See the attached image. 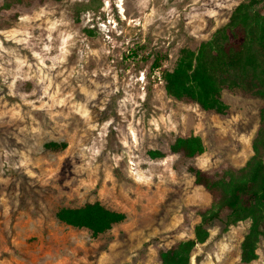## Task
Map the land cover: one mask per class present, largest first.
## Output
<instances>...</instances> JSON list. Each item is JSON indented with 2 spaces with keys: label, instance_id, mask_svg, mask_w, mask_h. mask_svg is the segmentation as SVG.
<instances>
[{
  "label": "rangeland",
  "instance_id": "1",
  "mask_svg": "<svg viewBox=\"0 0 264 264\" xmlns=\"http://www.w3.org/2000/svg\"><path fill=\"white\" fill-rule=\"evenodd\" d=\"M240 4L264 14V0H0V264H162L185 242L188 264H264L263 240L240 261L247 220L197 239L217 199L187 170L221 183L242 169L262 102L222 89L220 114L165 91ZM93 203L123 221L93 237L56 218Z\"/></svg>",
  "mask_w": 264,
  "mask_h": 264
},
{
  "label": "trees",
  "instance_id": "2",
  "mask_svg": "<svg viewBox=\"0 0 264 264\" xmlns=\"http://www.w3.org/2000/svg\"><path fill=\"white\" fill-rule=\"evenodd\" d=\"M59 1V0H55ZM184 52L180 67L165 79V91L176 98L186 97L204 110L224 112L220 100L222 89L239 90L262 102L261 122L252 141L253 156L238 171H230L225 182H213L198 168L187 167L195 182L215 193L216 210L196 229L199 233L220 224L221 233L242 221H249L247 233L240 245V261L249 263L257 258V244L264 241V14L251 11L248 4L237 6L222 28L215 31L211 41L201 44L193 60ZM163 56L153 59L150 70H160ZM54 144H46L51 148ZM173 153L191 158L201 152L195 140H177L170 146ZM56 218L62 224L85 228L93 237L106 233L123 221L121 213L109 210L100 203L78 208H60ZM192 242H185L165 252L162 264H188ZM182 253H184L182 255Z\"/></svg>",
  "mask_w": 264,
  "mask_h": 264
},
{
  "label": "built area",
  "instance_id": "3",
  "mask_svg": "<svg viewBox=\"0 0 264 264\" xmlns=\"http://www.w3.org/2000/svg\"><path fill=\"white\" fill-rule=\"evenodd\" d=\"M152 74H153V77H154L155 79L160 80L161 75H160V73H159L158 70H154V71L152 72Z\"/></svg>",
  "mask_w": 264,
  "mask_h": 264
}]
</instances>
